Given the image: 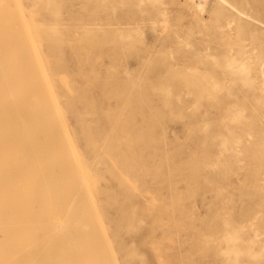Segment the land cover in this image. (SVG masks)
Listing matches in <instances>:
<instances>
[{
  "label": "rangeland",
  "instance_id": "rangeland-1",
  "mask_svg": "<svg viewBox=\"0 0 264 264\" xmlns=\"http://www.w3.org/2000/svg\"><path fill=\"white\" fill-rule=\"evenodd\" d=\"M240 5L264 22V0L0 1L1 60L22 73L24 112L50 121L24 140L40 176L0 186V264H264L256 102L233 121L239 83L216 90L177 65L209 64L214 44L260 48L261 29L219 34L213 11Z\"/></svg>",
  "mask_w": 264,
  "mask_h": 264
},
{
  "label": "bare ground",
  "instance_id": "bare-ground-1",
  "mask_svg": "<svg viewBox=\"0 0 264 264\" xmlns=\"http://www.w3.org/2000/svg\"><path fill=\"white\" fill-rule=\"evenodd\" d=\"M12 2H14V1H12ZM14 3L16 4V2H14ZM222 3H224V0H217L216 9L220 10V8H222V7H220V5H222ZM17 4H18V2H17ZM4 7H5V3H4ZM7 7H8V5H7ZM233 7L236 9V7L234 5H233ZM244 10L245 9L243 8V6H241L240 11H237V10L236 11H213V13H215L219 16V18H218L219 24H217V27L219 28V32H220L219 34L221 36L231 38L232 34L235 31H238V30H241V29H244L247 27H250L252 31H255L257 29H261L262 33H264V22H262L259 18L254 16L249 11H247V10L244 11ZM5 13H7V12H4V14ZM196 21L200 24H203V21L200 18H198ZM8 22L6 23V21H3V24L4 25L6 24V27H7ZM3 24H2V21H0V29L3 26ZM197 34L198 35H204L202 38L204 40L205 45H208L211 42L215 43L213 37L208 32L203 33L201 31H198ZM176 37H177L176 40L178 41L179 40L178 37H180V36L177 35ZM186 39L187 38H184V42H183V45L185 47L190 48V47L194 46V44H191L190 42L185 41ZM0 46H1V43H0ZM33 46H34V44H33ZM260 46H261L260 48H257L256 46H254L250 49H247L246 46L241 45L237 49H234L231 47H226V48H222V49L218 50L217 44H214V46L212 48L207 47V46H205L204 48H201L203 56L211 59V61H209V64L204 63V65H193V66L192 65H179L177 63L176 64L180 68L185 69L184 72H186L188 74L189 73L191 74V72L198 73L200 75L201 79L203 78V81L208 86L210 85L211 87H213L216 90L226 87V83H228V82L239 83L240 89L243 92L244 96L241 95V97H239L233 103L232 108H233V110L234 109L235 110H234V114H233L231 120L238 122L242 118L243 119L246 118L244 115L245 107H243V102L247 101L248 96H251L254 99V101L256 102V106L254 107V110L258 111V120H260V123H261L260 129L262 130V132H264V41H262ZM3 53L6 54V50ZM3 53L0 54V186L1 185H8V183H10L13 185V187H16V186L25 187L28 184H31L33 182L31 179L25 178V176H27V174H29V172H30L29 175L34 174L35 177L38 178L41 174V169H40L41 166L40 165H39L40 167L38 166L39 158H38V155H36V152H38L37 148H33L32 146L29 147V146L25 145L26 143L24 140L30 139L29 137H33V135H36V136L41 135L42 136V135L50 134L49 127H48V125H50V121H48V125L45 128L42 120H44V118L46 116V112L40 107H34V109L29 110L28 113L24 112L26 110L21 105V103L23 104V98L25 100L27 93H26V91H24L25 87H24V82L22 81V73H21V71H19L17 69H13L14 66H13V68H11L10 62H9L7 57H5L4 61L1 60V56L3 55ZM38 60H39V58H38ZM25 61H27V60H25ZM213 67L219 68L218 72L220 75V79L216 80L214 78L215 70L213 69ZM198 83L186 84L185 88L187 90H192L194 88H197L199 90V92L206 88V86L204 85L205 83H202V82L199 84ZM210 89H212V88H210ZM246 95H247V97H246ZM233 96H235V94H233ZM16 99L18 100V102H16V104H18L19 106H16L15 103L14 104L12 103V102H15ZM53 102H51V104ZM260 109L262 111H260ZM29 116L31 117V120L28 118V120H29L28 121L26 117H29ZM248 118H250V116H248ZM60 121H62V120H60ZM60 121H59V123H60ZM55 129H57V128H55ZM61 131H63V130H61ZM248 136H251V133H248ZM29 142H31V141L29 140ZM26 161H28V162H26ZM66 195H68V194H66ZM34 198H36V197H34ZM62 199H63V197H62ZM61 200H60V202H61ZM81 201H82V199H81ZM30 203L32 204V202H30ZM61 203H60V205H61ZM63 203H64V200H63ZM63 203H62V205H63ZM25 204L29 205L28 202ZM58 204H59V202H58ZM75 205H77V204H75ZM56 206H58V205H56ZM50 207L51 206L49 205V208ZM73 208H74V206H73ZM31 210L32 209L27 208L25 213L27 212L28 214H30ZM69 210H70V208H69ZM73 210H75V209H73ZM78 210L80 212L82 211L80 209H78ZM78 214H80V213H78ZM75 215H76V213H75ZM28 217L29 216L25 215L24 218H28ZM13 222H15V221H13ZM58 224L60 225L62 223L59 222ZM18 226H22V224L20 223ZM5 228H0V231L5 229ZM65 242H67V241H65ZM251 242H252V246H253L255 241L252 240ZM261 242H262V244H264V240H262ZM261 247H264V246L261 245ZM29 255L30 254H28V256ZM252 255H253V258L258 257L257 256L258 254L255 253L254 247H252ZM57 262H58V260H57ZM57 262H55V263H57Z\"/></svg>",
  "mask_w": 264,
  "mask_h": 264
}]
</instances>
